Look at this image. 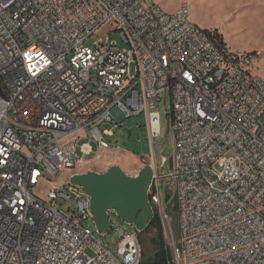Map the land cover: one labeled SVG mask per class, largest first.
I'll list each match as a JSON object with an SVG mask.
<instances>
[{
  "label": "built area",
  "instance_id": "obj_1",
  "mask_svg": "<svg viewBox=\"0 0 264 264\" xmlns=\"http://www.w3.org/2000/svg\"><path fill=\"white\" fill-rule=\"evenodd\" d=\"M109 22L124 48L99 34ZM255 56L221 48L185 3L168 13L155 0H0V264L141 263L139 233L119 230L116 246L106 244L82 187L70 181L45 197L36 189L93 154L89 143L78 149L86 129L97 161L119 152L106 137L126 119L146 113L151 140L161 137L164 94L178 242L156 162L149 200L173 242L172 264H264V79L252 72ZM104 124L113 130L102 133Z\"/></svg>",
  "mask_w": 264,
  "mask_h": 264
},
{
  "label": "rangeland",
  "instance_id": "obj_2",
  "mask_svg": "<svg viewBox=\"0 0 264 264\" xmlns=\"http://www.w3.org/2000/svg\"><path fill=\"white\" fill-rule=\"evenodd\" d=\"M158 5L166 12L178 10L182 3L187 4L190 13V20L204 30L218 31L222 35L228 50L231 53H251L255 54L253 60L252 72L264 79V0H156ZM174 13V12H173ZM101 35H110L114 41L118 42L120 48H124L120 34L115 31V25L107 23L99 31ZM91 42H88L90 44ZM136 66L132 65L131 71L135 73ZM157 110L161 117L162 136L150 138L147 114H141L138 117H132L118 124L113 130L112 124L100 126V131L113 130V136L106 137L114 149L119 152H103L102 160L97 161L100 155L98 145L92 137L90 130L86 129L81 133L78 140V149L81 145L89 143L93 148V154L84 157L83 164H77L74 169L65 170L63 175L53 185L41 183L36 189V193L45 197L49 190L54 187L68 185L73 174H79L80 171L104 173L113 166L121 167L125 173L130 176H136L145 166L156 162L159 165V174L163 178L162 197L164 208L168 212L170 205L176 204V184L167 177L172 171L171 157L173 154V135L171 130V100L170 94L162 96V102L157 105ZM167 150L170 155L164 161L163 151ZM76 204L66 205L74 207ZM173 216L175 212L169 211ZM110 223L113 229L108 231L104 237L106 244L116 246L120 232L132 231L138 232L142 246L143 257H150L153 254L151 245L152 237L156 236L154 230L149 232H139L134 226L124 222L116 213H110ZM174 220L172 219V225ZM94 230L95 227L92 226ZM172 240V239H171ZM178 242L177 239H175ZM168 245L173 243L167 239Z\"/></svg>",
  "mask_w": 264,
  "mask_h": 264
},
{
  "label": "water",
  "instance_id": "obj_3",
  "mask_svg": "<svg viewBox=\"0 0 264 264\" xmlns=\"http://www.w3.org/2000/svg\"><path fill=\"white\" fill-rule=\"evenodd\" d=\"M163 157H170L166 149ZM153 172V167L148 165L138 175L130 176L121 167L113 166L104 173L76 174L71 182L82 187L91 197V213L101 234H106L111 227L110 213H116L124 222L144 232L154 216L149 200ZM172 219L174 238L179 240L178 215L173 214Z\"/></svg>",
  "mask_w": 264,
  "mask_h": 264
},
{
  "label": "trees",
  "instance_id": "obj_4",
  "mask_svg": "<svg viewBox=\"0 0 264 264\" xmlns=\"http://www.w3.org/2000/svg\"><path fill=\"white\" fill-rule=\"evenodd\" d=\"M209 34H211L212 38L215 42L221 47L226 49L227 45L218 31H210L207 30ZM172 118V114H171ZM151 200V195H150ZM173 210L176 214H178V210L176 204L170 205L168 207V212ZM154 216L149 223L148 227L144 232H149L150 230H154L156 232V236L152 237L151 245L153 247V254L148 257L145 255L144 259L141 260L140 264H172V255H171V247L167 242V235L164 224L161 220L159 210L156 207H153Z\"/></svg>",
  "mask_w": 264,
  "mask_h": 264
},
{
  "label": "crops",
  "instance_id": "obj_5",
  "mask_svg": "<svg viewBox=\"0 0 264 264\" xmlns=\"http://www.w3.org/2000/svg\"><path fill=\"white\" fill-rule=\"evenodd\" d=\"M155 2L158 4V2L155 0ZM175 12V10L171 11V13ZM85 173H89V171L84 172V171H80L79 174H85Z\"/></svg>",
  "mask_w": 264,
  "mask_h": 264
}]
</instances>
